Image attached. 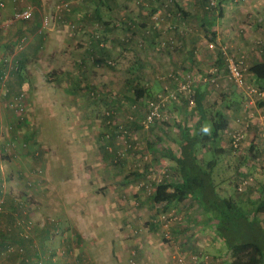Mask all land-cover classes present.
<instances>
[{
    "label": "crops",
    "instance_id": "0c3cea01",
    "mask_svg": "<svg viewBox=\"0 0 264 264\" xmlns=\"http://www.w3.org/2000/svg\"><path fill=\"white\" fill-rule=\"evenodd\" d=\"M65 1H70L71 6L63 12V19L55 20L49 26L44 25V16L55 13L57 4ZM243 1L223 0L221 4L223 27L220 29L219 26H212L207 31L211 32V35L215 33L214 41L225 47L224 53L233 57L245 56L250 67L253 63L264 60V34L263 29H260L264 24V0ZM202 3V0H158L141 6L136 0H114L108 3L97 0H0V141L3 146L7 142L12 144L7 150L10 158L9 155L5 159L0 158V161L3 160V167H0V197L5 196L6 209L0 214V237L10 238V241L16 244H24L27 246L26 255L34 254L27 239H23L17 233L9 236L4 232L5 227L13 222L15 199L21 194L36 201L35 208L38 214L64 215V209L65 219L69 218V221L61 222L73 236L62 245L71 249L72 241L76 238L77 243H80V249L77 251L80 253L85 251L91 255L90 264H172L173 255L169 261L167 256L170 251L172 253L170 243L153 239V234L149 232V228L152 227L151 215L154 214L155 204L158 202L155 200L170 198L175 210L186 213L191 212V205L196 198L175 196L174 184L178 183L179 179L162 181L156 186L155 198L147 197L143 189L135 188V183L126 177L129 172L124 176L121 174L126 163L130 161L120 163L121 165L113 162L105 142L101 140L102 130L89 119L96 112L98 99H88L86 93L77 95V90L92 87L98 89L105 79L119 91L123 86L129 92L131 84L134 83L149 85L150 94L153 95L163 91L166 85L173 86L174 82L169 78L172 73L190 72L198 80L213 67H218L217 80L222 83L215 85L222 93L219 102L224 105V112L230 120L227 131L221 136L220 146L225 148L226 141L223 138L228 130L238 128L248 130L244 124H250L249 120H245L248 116L254 117L251 113L252 107L255 106L253 97L254 99L261 97L237 86H235L237 90L244 92L245 99L230 94L234 89L228 86L227 72L217 61L221 53L209 49L207 43L210 40L206 32L192 30L190 27L203 19L206 27L210 24L211 20L203 18L204 14L198 13V11L205 13ZM29 7L34 11L32 18L13 21V15L17 10ZM178 8L183 12L180 16L175 15ZM159 9L164 10L165 14L161 15L159 21H155L153 13ZM168 11L174 12V16L168 18L166 16ZM253 17H256L257 22H261L257 29L251 25L252 20H247ZM71 21H77L84 25L85 29L71 34L69 31ZM245 22L248 24L246 28ZM201 23L203 24V21ZM172 27L180 30L190 29V32L179 34V29L175 30ZM206 27L204 28L207 29ZM145 28H151L152 35L148 37V45L141 48L138 44L143 38ZM97 31L103 32L105 36L104 47L95 40L94 34ZM173 36L180 40L181 46L175 50L169 46L163 47L162 42ZM70 39L75 41L69 42ZM77 41L78 44L75 45ZM92 56L96 59L95 62ZM108 57L114 58L115 66L109 68L116 69V73L110 74L109 78L107 76L100 78L95 71H99L102 66H99L97 61L102 62V59ZM224 59L225 57H222V61ZM248 76V82L251 78L255 85L259 86L260 82L250 71ZM71 85L75 87L73 91H69ZM210 90L207 91L206 97L210 95ZM68 92L72 94L69 95ZM21 94L25 96L20 98ZM62 95L69 99L67 110L63 108L64 112H60L61 107L57 106ZM75 97L80 103L79 108L89 110L87 114L80 113L81 118L89 120L86 124L89 130H70L72 128L69 124L72 117L70 109L72 103H75ZM19 103L24 105L23 116L18 115L15 106ZM255 108L259 116L252 120L259 122L258 125L264 129V104ZM42 113H47L53 119H62L61 123L63 120L68 122L66 123L68 130H48L50 141L57 142L58 139H62L63 143L62 145L50 143L56 150L51 148L52 161L48 163L45 171L41 167L42 161L39 162L37 158L38 151H35L37 148L48 146L44 141H42L44 146L39 145L41 143L39 137L42 139L44 130H37L38 133H34V130H25L22 126L24 119L36 115L40 117ZM195 117L197 121L199 114ZM240 117H243V124L238 121ZM7 118H13L15 126L18 125L21 130L15 126V130H3ZM41 120L45 121L44 118ZM161 131L155 134L156 130H153V138L144 137V134H150L144 130L141 133L135 132L133 137L141 139V143L151 148L149 152L156 151L159 154V150H163V145L172 149V144H175L170 138H166L170 142L169 145L155 143L154 139L163 140L165 131L163 133ZM177 144L179 145V140ZM13 150L15 152L17 150L18 155L15 161H12L11 157L16 154H10ZM60 150L67 154L77 153L78 159L74 157L72 161H68L59 154ZM87 156L89 159L85 161L84 158ZM162 159L163 163L173 162L164 151ZM88 164L92 165L89 170ZM11 166L14 173L9 175ZM152 166L155 164L151 163L150 167ZM177 174L179 176L178 171ZM32 183L36 185L34 189L29 187ZM89 183L94 185L89 186ZM159 186L161 187L158 192ZM173 195L175 198H171ZM136 201L140 202L139 206H136ZM260 217L264 218V211ZM190 222L177 223L173 227V242H183L189 248L207 250L212 241L205 237L199 239L198 226L196 223L191 225ZM152 228L159 229L156 226ZM137 229L139 233H136ZM33 230V237L41 243L43 253L46 251L57 253L53 245L44 244L45 240H51L47 229L36 227ZM1 245L0 241V247ZM83 246L85 248L81 250ZM0 251L3 252L4 247H1ZM126 254L130 256L129 262L122 260V256ZM25 257V255L7 257L5 262L28 264ZM64 258L68 259L66 256ZM59 260L62 259L59 257ZM217 260L216 264H219ZM53 261L46 264H56L55 260Z\"/></svg>",
    "mask_w": 264,
    "mask_h": 264
},
{
    "label": "rangeland",
    "instance_id": "374dc122",
    "mask_svg": "<svg viewBox=\"0 0 264 264\" xmlns=\"http://www.w3.org/2000/svg\"><path fill=\"white\" fill-rule=\"evenodd\" d=\"M192 1V0H190ZM223 1V0H221ZM245 1V0H244ZM243 1V2H244ZM188 7H191L190 5H188ZM191 9V8H189ZM204 11L205 13H203V11H198V13H202L204 14L203 18H207L210 21V24H208V27L206 22H204L203 20H199L198 22L196 21L195 25L192 24V26H190L192 28V30L195 29H199L203 32L207 33V36L211 35V32L207 31L210 30L212 28V26H219V28L221 29L224 25V18L220 15V9L217 8L216 10L213 9L212 11H207L208 9H206V7H204ZM223 18V19H222ZM154 19V18H153ZM155 20V19H154ZM247 20H252L251 21V25H253L256 29L259 25V23L261 24V22H257L256 17L252 18H248ZM245 20V21H247ZM203 21V24L201 23ZM206 21V20H205ZM74 22V21H73ZM72 21L70 22V28L69 31L71 34H74L78 31H81L82 29H79L77 31L74 30L73 25L71 24ZM211 26V27H210ZM246 26H248V24H246L245 22V26L244 28H246ZM204 27H206L207 29H205ZM151 29V28H149ZM179 29V30H178ZM262 30V34H264V24L261 26L260 28ZM176 30H178L179 34H182L183 32H190V29H181L177 28ZM260 30V31H261ZM152 35V34H151ZM150 35V37H151ZM75 36V35H74ZM144 37V36H142ZM263 38V37H262ZM71 41H75L74 40H69V42ZM179 39L175 38V48L172 50L177 49L179 46H181V43H179ZM210 42H215L216 47L215 49L210 48L209 44ZM75 45L78 44V41L76 43H74ZM106 44V43H105ZM208 47L210 50H217L220 51L222 48L223 50L225 49V47H221V45H218L219 43L216 41H208ZM148 45V39L146 41V43L143 46H140V41L138 46H140L141 48H143L144 46ZM134 50V49H132ZM247 59V58H246ZM97 73V76L100 78H105L106 76L109 78L110 74H114L116 73V69H111L109 67L106 66H102L100 68L99 71H95ZM188 74V73H187ZM248 74H247V78H248ZM121 80V79H120ZM249 80V79H248ZM220 81L218 80V83ZM251 82V83H250ZM250 84L259 87L257 84L255 85L254 80H252L250 78ZM116 84H119L118 81H115ZM222 82H220L221 84ZM227 83H229V87L231 89H234V91H231V95H236L239 99H245L244 96V92L239 91L235 88V83H232L231 80H229L227 78ZM206 84V85H205ZM213 84H209V83H204L203 85V90H207L209 91L210 89V95L205 98L204 103L205 106L208 107L207 109H214L219 107L220 105L222 106V103L219 102V100L221 99V92L219 91V87H217L215 84V87L212 86ZM114 85L109 84L105 79H103L102 84L100 86H98L99 88L97 89L96 93L94 95H91L90 91H93V87L92 88H84L81 89L79 88L77 90V95H81L86 93V97L88 99H98L97 107H96V112L93 113L90 116V121L94 122L96 125L99 126V130H104L105 126L103 127L102 122L104 119V115L106 116V113L110 110H112L114 112V115L116 114L117 116H119L120 118H123L124 115V111H126V108L129 104V99H130V95L129 92L126 91L125 87L122 86V89L119 91L117 90L116 87H113ZM211 86V87H210ZM229 88V89H230ZM75 89L74 86H70L69 91H73ZM83 91V92H82ZM245 91V90H244ZM69 95L72 94V92H68ZM64 95V94H63ZM62 95V97L59 99L58 101V105L60 108V112H64L63 108H65V110H67L68 107V102L69 99H66V97H64ZM68 95V96H69ZM255 95L257 97H260L257 93H255ZM129 98V99H128ZM255 101V106H260L264 104V100H262L261 98H256L254 99L253 97V102ZM215 102V103H214ZM72 103V101H71ZM214 103V104H213ZM72 108L71 110V115L72 117H70L69 120V124L72 127L70 130H89L86 127L87 122L89 123V120L87 118H81L80 113L87 114L89 113V110L84 109V108H79L80 103L77 100V97H75V103H72ZM255 106L252 107V111L251 113L254 114V117L259 116L257 113V110L255 108ZM24 107V105H23ZM142 109H144V107L142 106ZM186 110V111H185ZM88 111V112H87ZM18 112H22L19 111ZM214 112V111H211ZM199 114V111L197 109V107L195 106V102L194 103H188V105H183L182 103L180 104V102H175L173 103L170 107H169V112H168V117L166 118L167 123L164 124H155L152 126H143V125H138L139 123L137 122V125H133L131 124L129 132L132 134V138L134 139V144L137 145L136 150L133 149L134 151H131L128 154V159H124L122 161L123 164H125V162L128 160L130 161V163H126V167L125 169H123L122 171V176L126 175V172H139L140 177H135V176H131L129 175V179H131V181H133L135 183V188L138 187L139 182L140 181H147V179L149 178V176H151L149 178V181H152V184L150 185V187L154 188L156 186H158L162 181H164L166 178L170 179V180H178L179 176L177 174V164L173 161L170 163V161L163 163V159H162V150H159V154H157L156 151L152 152V157H153V161H148L146 164V160L144 159L143 155L145 152H149V150L151 148H148L146 144L141 143V139H137L134 138L133 135L135 134V132H142L143 130L146 133H150V134H144V137H148L151 136L153 138V130H156V133H159L160 130L161 133H163L165 131V135L163 137V140L160 139H154L155 143H166L167 145H169V141L166 140V138H170L171 140L174 141L175 144H172L173 147L172 149L175 148V153L179 155V149L177 146L178 145V140L180 138V129L178 128V123L180 118H183L184 120V125L187 127V132H194L195 130V115ZM19 115V114H18ZM264 115V114H263ZM21 116V115H19ZM25 116V115H24ZM254 117L248 116L245 120H249L250 124H244V127H248V130H245L244 133V137L240 142L239 147L235 148L232 145V139H231V134L232 132L235 131H241L238 129L235 130H228L227 134H225L223 140L225 139L226 141V151L224 153H222L221 155H219V161L216 165V167L214 168V170L212 171L213 174V178H214V182L216 185V188L218 190V192L220 193L221 196H232L234 198V200L236 201V205L239 207V209H241V212H244L246 214H251V213H255L257 212V208L259 207V203L264 200V194H262L263 192V187H264V153H262L260 151V146L264 147V129H261V125H258L259 122H256V120H252ZM18 118V117H17ZM41 118H44L45 121L42 122ZM243 117L239 118V122L241 124H243ZM62 119L59 118H55L53 119V117H50L47 113H42L40 115V117L38 115L29 118H26L23 120L22 126L25 128V130H34V133H38L37 130H44V136H42V139L39 137V140H41V143L39 144L40 146H44L43 142H45V144H47L48 146L44 147H40L39 149L35 148V151H38V157L39 158V162H41V167L42 169L45 171V169L48 166V163L50 161H52L51 157H50V153H52V149L56 150L52 144L50 143H57L58 145H62L63 141L62 139H58L57 142L56 141H50L49 140V136H48V130H68V122L66 120H63V122L61 123ZM252 120V121H251ZM83 122L85 124H83ZM14 119L13 118H7L6 121H4V124H6V126L3 128V130H15L14 126ZM67 123V124H66ZM121 124V123H120ZM13 126V127H11ZM16 128H18V130H21L20 127L17 125L15 126ZM22 127V130H23ZM243 128V127H242ZM205 130H209V133L211 130H213V125H212V120L208 119L205 122ZM132 130V131H131ZM3 135V134H2ZM14 135H16V133L14 132ZM36 135V134H35ZM34 135V136H35ZM3 136H1L2 139ZM230 138V140H229ZM28 142V141H27ZM153 142V144H154ZM222 142V141H221ZM220 142V145H221ZM121 143V137H117L115 140V144ZM231 144V145H230ZM58 145L56 147H58ZM254 146V148H252ZM257 146V147H256ZM12 147V144L10 143H6L4 146L2 145V141H0V158H4L6 156H8V149H10ZM111 147H114L113 145ZM41 148L43 150H41ZM258 148V149H257ZM61 151V150H60ZM163 151H165V149H163ZM16 152L13 150L11 151L10 154H16ZM55 153H57V151H55ZM59 154L63 155V157L68 160V161H72L74 159V157L76 159H78V154L76 153V155H74L71 152H68V154L65 151H61L59 152ZM10 158V155L8 156ZM18 155L16 154V156H12L11 159L12 161L17 160ZM49 157V158H48ZM200 157L202 162L206 163L208 160H212L215 155L213 154L212 150H210L208 147H202L200 150ZM89 157L87 156L86 158H84L85 161H88ZM2 161H0V167H3ZM12 163V162H11ZM151 163H154L155 166L150 167ZM160 165H158V164ZM117 165H121L120 163H116ZM128 165V166H127ZM123 166V165H122ZM88 170L90 168H92L91 164H88L87 166ZM8 169V168H7ZM87 170V171H88ZM10 174L14 173V168L11 166L10 169ZM89 172V171H88ZM8 175V176H9ZM121 176V177H122ZM157 178V179H156ZM243 178H246L250 181L249 184H247L246 189L244 191L239 190L240 184L243 180ZM30 181V180H28ZM28 183V182H27ZM27 183H24L25 186L27 185ZM94 183H89V186H93ZM124 186V184H120V186ZM28 186V185H27ZM35 184L32 183L29 185V187H32V189L35 188ZM122 186V187H123ZM101 189V188H100ZM71 190V188H70ZM92 190H95L94 188H92ZM96 190H98V188H96ZM153 191V189H152ZM155 194L152 195V197H154ZM157 196V194H156ZM155 196V197H156ZM28 198V197H27ZM28 204H27V208H28V212L26 214L22 212V222L25 220L26 217L30 218L31 220L37 221V223L39 225H42L45 221H47L48 219H54L55 223H56V227L53 228V232H51V234L53 235L51 240H45V246H50L53 245L55 251L58 253L59 257L62 259L60 260V264H71V263H81V264H90L89 259L91 255H88L85 253V251H83V253H80V251H77V249H80V243H77L76 238L73 239L72 241V247L71 249H67L66 247L68 246H64L62 245L63 242H67L66 240H68L69 238H71L73 235H71L68 232V228L66 226H64L62 224V220L64 222H68L69 218L66 220L65 219V211L63 209L64 215H51V216H44L41 214H38L35 208V202L33 199L28 198ZM0 201H3V205H2V210L0 211V214L5 212V196L0 197ZM16 201V199H15ZM17 202V201H16ZM139 201H136V206L140 205V202L138 204ZM71 203V201H70ZM73 205H75L73 203ZM30 209V210H29ZM16 210L12 211V215H13V222L15 221V218L17 219V217L14 215ZM264 210H260L257 214L260 217V215L263 214ZM214 213L210 212V211H206L203 208H201L199 206V203L197 201L194 202V204L191 205V212H186V213H182V212H178V214L176 215L178 218L180 217L181 219L179 220V224H181L182 222H187V221H191L190 224L194 225L196 223V226H198L199 229V239L205 237V239L210 240L211 244L210 246H208L209 248L206 250L209 254H211V256H213L215 259H218L217 261H219V264H227V262H229L231 260V254L230 251L227 248V243L224 242V239L221 238L220 236L217 235V233L215 232V227H216V222L217 219L214 217L213 215ZM154 215H151V217H153ZM75 218V215L73 216ZM261 218V217H260ZM150 219V218H149ZM264 220V218H263ZM147 223V222H146ZM72 224H74V221L72 220ZM231 229L228 230V237L230 241L233 242H239V241H247V240H255L256 238H262L264 241V233L263 235H259V232H263V230H259L256 229L255 231H251L250 228L240 225V226H235V225H231L230 226ZM41 228V227H39ZM7 228L5 227L4 231H6ZM136 230V229H135ZM149 232L153 234V239H159L158 241H163L165 240L163 238L162 233L160 232L159 229H154L152 227L149 228ZM136 233H139V230L137 229ZM161 233V234H160ZM26 234L30 235L29 231H26ZM161 235V236H160ZM33 242L36 244V242H38V245L41 243L39 242L38 239L33 238ZM19 244L14 243L13 246H17ZM86 246V245H85ZM85 246L82 247L81 250H83L85 248ZM171 246V245H170ZM48 249V247H45ZM43 255V253H41ZM48 254V253H47ZM173 254V246H172V253L171 251L169 252V254L167 253L168 256V261L171 259V255ZM174 255V254H173ZM68 257V259L65 260L64 257ZM7 259V251L4 249V251H0V264H8L5 262V260ZM130 256L128 254L122 256V260L123 262H129ZM54 262V261H52ZM168 264V263H165Z\"/></svg>",
    "mask_w": 264,
    "mask_h": 264
},
{
    "label": "trees",
    "instance_id": "16d2710c",
    "mask_svg": "<svg viewBox=\"0 0 264 264\" xmlns=\"http://www.w3.org/2000/svg\"><path fill=\"white\" fill-rule=\"evenodd\" d=\"M99 2H104L108 3L110 1L114 0H97ZM67 2V6L64 7L62 11V19H63V12L67 9L70 8L71 2L70 1H65ZM202 4L204 7L206 6L207 11H212L213 8L208 7V0H202ZM63 2L59 3L62 4ZM222 1L219 2L217 8L220 9V15H222ZM143 6V4H139ZM215 8L214 10H216ZM157 11V10H156ZM181 8H178L176 10L175 15L177 14L178 16L182 15ZM154 14V13H153ZM165 14V13H163ZM170 14V15H168ZM166 16L168 18H171L174 16V12H167ZM70 23V22H69ZM73 25V28L75 31L82 29L83 31L85 29L84 25L79 24L77 21H72L71 23ZM70 25V24H69ZM176 30L177 27H172ZM149 28L144 29V34L143 38L140 40L141 41H147L149 35L152 33H147ZM152 30L150 29V32ZM95 40L102 46L104 47L106 44V39L103 34V32L97 31L95 34ZM99 36V37H98ZM212 36V37H211ZM209 36L210 41H214L215 38V33L213 32L212 35ZM214 36V37H213ZM171 38L175 40L177 37H169L168 39L164 40L166 41V45L170 46ZM225 50L219 51L220 57L218 58V65L223 66L225 68V71L227 72V78L230 80L229 75H228V58L233 57L229 56L227 53H224ZM222 57H225L224 61H222ZM240 57V56H239ZM93 62L96 61L94 59V56L91 57ZM237 58V57H235ZM99 66H106V67H114L115 62L114 58H105L102 59V62L97 61ZM217 71V74L219 73V68L218 67H213ZM227 69V70H226ZM249 71L255 76V78L258 80L259 87H257L259 90L264 91V60L258 61L253 63L249 67ZM186 74V73H185ZM207 75H210L211 73ZM205 74V75H206ZM183 73H172L169 75V78L172 79L173 87H175V83L177 80L182 79ZM205 82H200L194 84L192 87L191 92H188L186 94H183L182 97L180 98L178 103H182L183 105H188V103H194L195 106L197 107L199 111V117L198 120L195 123V130L194 132L190 133L187 132V127L184 125V120L183 118H180L179 123H178V128L180 129V138H179V155L175 153V150L171 149L168 146L163 145V149H165L164 154L166 156L170 157L172 161H174L177 165V171L179 172V180L178 183L174 184V187L176 189V194L175 196H179L182 198H196V201L199 203V206L203 208L206 211H210L214 213V217L217 219L216 222V227H215V232L217 233L218 236L224 239V242L227 243V248L230 251L231 254V260L227 262V264H264V241L262 238H256L255 240H247V241H239V242H233L229 240L228 237V230L231 229V225L235 226H246L250 228L251 231H255L256 229L263 230V232H259V235H263L264 233V220L258 216V212L260 210H264V200H262L259 203V207L257 208V212L255 213H249L246 214L244 212H241L239 207L236 205V201L232 196H221L220 193L218 192L212 171L216 167L218 161H219V155L224 153L226 151L225 148L220 146L221 142V136L222 134L227 131L230 120L227 117V115L224 112V105L221 106L220 108H214V109H207L208 107L205 106L204 100L207 98L206 93L207 90H203V85ZM210 84V83H209ZM206 85V84H205ZM214 85V84H213ZM256 87V86H255ZM151 87L149 85H141L139 83H134L131 84V87L129 88V93H130V99H129V104L126 108V111L123 115V118H120L116 114L114 115V112L112 110L108 111L106 113V116L104 115V119L102 122L103 127L105 126V129L102 130V133L100 135L101 140L105 142L106 144V149L110 153L112 160L114 163H122L124 159H128V154L131 151L132 148H127L126 149V156L124 157H119L118 152H120L121 149H124V142H123V130H128L130 129L131 124L137 125V122L139 123L138 125H143L146 127V125L143 123L144 119L146 118V115L149 113V106H150V100L155 98L156 95L158 94H150V89ZM93 91H90L91 95H94L97 91V88H93ZM176 101H172L169 105V107L175 103ZM215 103V102H214ZM213 103V104H214ZM142 106L144 109H142ZM169 110V108H168ZM214 111V112H211ZM212 120V125H213V130H205V122L206 120ZM121 123V124H120ZM158 123H167L166 119H157L155 123L149 125H155ZM123 126V129L120 128V126ZM148 127V126H147ZM132 131V130H131ZM117 137H121L122 141L121 143L115 144V140ZM128 138L131 142H134V139L132 138V134L129 132L128 133ZM112 147L111 149V146ZM208 147L210 150H212L213 154L215 157L212 160H208L206 163L202 162L201 157H200V150L202 147ZM254 148V146L252 147ZM258 149V148H257ZM136 150V149H135ZM163 151V150H162ZM260 151L264 153V147L260 146ZM147 156V159L145 158ZM144 159L146 160V164H148V161H153L152 157V152H145L143 155ZM135 176V177H140L139 172H129V174L126 177ZM167 179V178H166ZM159 186L157 189L158 192L160 191ZM139 189H143L144 194L147 197H152L153 194L156 192V187L153 188L152 193L149 192L147 189V182L140 181L138 185ZM264 194V187H263V192ZM173 195L171 198H175ZM16 198H21L20 202H16V207L15 210H17L20 207L24 206V203L28 202L27 197L18 194ZM155 198V196L153 197ZM155 200V199H154ZM24 201V203H23ZM158 201L155 204V212L154 216L151 217L150 223L153 226H156L157 228L160 229L163 238L165 241L170 243L171 247L173 246V254L174 253H183L185 258H188L190 254H200L201 256L209 255L210 256V264H216V259L211 256L206 250L200 249V248H189L188 246H185V244L182 243H175L173 242V227L178 223L179 220L176 218V215L178 214V211L174 209V205H172L171 202H173L170 198L169 199H159L155 200ZM163 201V202H161ZM166 215V217L171 218V222L168 228L164 227V222L162 219V215ZM39 227V224L33 225L32 229L29 230L30 235L27 237L25 234V229L23 228L22 224L15 225L14 222L11 224L7 225L6 228L7 230L4 232H7L9 236H12V234L17 233L19 234L23 239H27L29 241V247L34 251V254L31 256L26 255L27 252V246L24 244H19L17 245V248L15 251H11L7 253V257H12V256H26L25 260L29 258L30 262H26L28 264H39V262L35 259V257H38L39 255V250H41V245L39 244V247H33V229ZM55 227L54 224H49L47 226H44L42 229H47L48 230V237L52 238L51 234V229ZM228 229V230H227ZM16 230V231H14ZM14 231V232H13ZM28 231V230H27ZM3 232V233H4ZM166 233L169 235L166 236ZM0 241L2 243L1 247H4L6 250V247H8L11 244H14L15 242L10 241V238L5 239L4 237H0ZM67 241V240H66ZM69 241V239H68ZM67 241V242H68ZM38 244V242H37ZM4 245V246H3ZM24 246V252H20L19 248ZM0 247V248H1ZM56 252V251H55ZM43 253V252H42ZM46 251L43 253V264H46L48 261H53L55 260L56 264H60L59 260V255L57 256V253H48ZM172 254V255H173ZM54 257V258H53ZM38 259V258H37ZM41 261V257L38 259ZM174 261V260H173ZM172 264H174L172 262Z\"/></svg>",
    "mask_w": 264,
    "mask_h": 264
},
{
    "label": "built area",
    "instance_id": "2783aa9c",
    "mask_svg": "<svg viewBox=\"0 0 264 264\" xmlns=\"http://www.w3.org/2000/svg\"><path fill=\"white\" fill-rule=\"evenodd\" d=\"M158 0H136L137 4H143V5H149L152 3L157 2ZM221 0H208V7L210 8H217L219 2ZM67 2H63L62 4H57L56 6V11L55 13H50L44 16L43 18V23L46 26H49L53 21L55 20H61L62 19V11L64 9L65 6H67ZM164 10H157L154 14H153V18L155 19V21H159L161 18V15L163 14ZM33 9L32 8H25V9H20L17 10L14 15H13V21H19V20H26V19H30L33 16ZM167 13V12H166ZM170 15V14H168ZM147 33H150V29H148ZM99 37V36H98ZM171 44H170V48L174 49L175 48V40L173 38H171L170 40ZM146 42L145 41H141L140 45L143 46ZM162 46L166 47V41L162 42ZM210 48L215 49L216 44L215 42H210L209 44ZM223 50V48L221 49ZM225 50V49H224ZM217 70L215 68L211 69L209 73H211L210 75H202L198 80L196 78V76H194V74L192 73H186L183 75L182 79H179L176 81L175 83V87H170L169 85H166L164 90L159 92L155 98L150 100V106H149V113L146 115V118L144 119L143 123L146 126H149L153 123H155V121L157 119H166L168 117V108L169 105L172 101H179L180 98L182 97L183 94H186L188 92H191L192 87L194 86V84L196 83H200V82H205V83H210V84H217L218 83V74L216 72ZM249 73V65L247 62V59L245 56H240V57H230L228 58V75L230 80L235 83V85L243 90H245L246 92L249 93H257L260 97H264V91L263 90H259L257 87H255L254 85L250 84L248 82L247 79V74ZM25 95L21 94L20 98H23ZM18 98V99H20ZM16 109L22 112H18L19 115L23 116L22 114L24 113V107L22 103L19 104H15ZM121 129H123V126H120ZM241 131H235L232 132L231 134V139H232V145L233 147L237 148L240 145L241 140L243 139L245 133H244V129H239ZM123 142L125 143L124 149H121L120 152H118L119 157H124L126 156V149L127 148H132L136 149L137 145L134 144L133 142H131L128 138V130H123ZM122 141V139H121ZM112 149V147H111ZM145 158L147 159V156H145ZM151 176H149L150 178ZM149 178L147 179V189L149 190L150 193H152V189L150 187V185L152 184V181H149ZM157 179V178H156ZM250 181L246 178H243L239 190L244 191L246 189L247 184H249ZM21 198H16L17 202H20ZM24 203V201H23ZM27 204L28 203H24L23 207L18 208L14 215L17 217V219L15 218V225L18 226V224H22L23 228L25 229V234L26 231L32 229L33 225L37 224V221L34 222V220H31L30 218L26 217L25 220L22 222V212L23 213H27L28 212V208H27ZM2 205H3V201H0V211L2 210ZM30 210V209H29ZM27 211V212H25ZM176 218H178L176 216ZM162 219H163V224L165 228H168L170 225V222L172 221L171 218L166 217V215H162ZM178 219H181L180 217ZM49 224H54L55 227L57 226L54 219H48L47 221H45L42 225H39V227L44 228V226H47ZM54 227V228H55ZM50 232H53V229H51ZM27 237H29L28 234H26ZM169 234L166 233V236H168ZM53 236V235H52ZM33 247H39V245L33 242ZM17 248V246H13V244L9 245L8 247H6V251L7 253L11 252V251H15ZM20 252H24V246L19 248ZM39 255H37L38 257H35V259L39 262V264H43V256H42V252L39 250ZM39 257H41V261H39ZM38 258V259H37ZM54 258V257H53ZM27 262H30L29 258L26 259ZM173 263L174 264H210V256L207 254L205 256H201L200 254H190L188 258H185L183 253H174L173 255ZM71 264H81V263H71Z\"/></svg>",
    "mask_w": 264,
    "mask_h": 264
}]
</instances>
